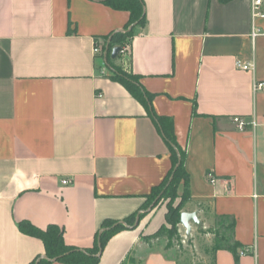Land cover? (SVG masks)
Segmentation results:
<instances>
[{
	"label": "crops",
	"instance_id": "crops-1",
	"mask_svg": "<svg viewBox=\"0 0 264 264\" xmlns=\"http://www.w3.org/2000/svg\"><path fill=\"white\" fill-rule=\"evenodd\" d=\"M142 1L146 22L116 64L140 78L147 105L112 78L106 56L129 11L98 0H0V264L45 256L22 222L58 225L67 245L89 249L106 221L137 213L138 226L116 234L99 264H196L147 239L167 208L143 205L172 169L158 117L172 121L186 152L182 213L202 222L190 236L231 220L238 263L223 248L211 264H264V90L254 91L264 83V19L254 22L252 0Z\"/></svg>",
	"mask_w": 264,
	"mask_h": 264
},
{
	"label": "trees",
	"instance_id": "trees-1",
	"mask_svg": "<svg viewBox=\"0 0 264 264\" xmlns=\"http://www.w3.org/2000/svg\"><path fill=\"white\" fill-rule=\"evenodd\" d=\"M98 1H101L114 9L129 11L130 20L126 26V29L130 28L133 24L142 26L146 22L145 8L142 0ZM220 1L225 3L229 0ZM133 32L134 31L123 34H115L110 43V51H112L116 46H120L121 49H123L122 47L124 43L133 35ZM120 54L118 58L120 57ZM115 61L116 60L110 59V57L108 58L109 67L114 70L112 78L123 84L133 96H135L143 104L147 105V98L151 100V94L146 92L147 97L145 96L139 84L140 78L133 74L127 75L123 73L121 69L114 64ZM158 120L170 145L172 169L166 179L159 186L154 187L152 193L147 196V200L143 205V211H148L152 204L157 201L153 208L155 209L164 196L168 194V192L175 189L179 190L182 187L183 193L181 201L176 206L172 204L167 206L165 224H163L158 232L154 235L156 237H166L168 239H173L177 234L178 225L181 222L182 210L191 199L189 175L185 169L186 152L176 142L175 135L173 133L172 121L166 117H158ZM137 216L138 213L135 214V216L127 219L125 223L130 226L134 225ZM223 220L230 222L229 236L226 238L222 236L221 238H218L219 235L217 234L213 251L216 252L223 248L231 250L235 254L238 263V251L241 245L233 239L234 222L228 219ZM19 229L23 234L41 240L45 247V256L47 259L43 258V256H40L29 264H54L55 262L62 264H99L100 251H103L107 243L116 234L123 231L125 226L122 223L106 221L103 224L101 230L97 232L93 247L89 249H79L67 245L64 240V230L58 225L52 224L49 225L47 229L41 230L30 225L29 223L22 222L19 224Z\"/></svg>",
	"mask_w": 264,
	"mask_h": 264
},
{
	"label": "rangeland",
	"instance_id": "rangeland-1",
	"mask_svg": "<svg viewBox=\"0 0 264 264\" xmlns=\"http://www.w3.org/2000/svg\"><path fill=\"white\" fill-rule=\"evenodd\" d=\"M117 60L118 58L114 64L119 67L123 73L129 75V70H127L123 65L116 64ZM182 193V187L179 190L175 189L168 192V194L159 202L157 207L161 204H163L166 208L169 204L176 206L181 201ZM155 203H153L149 209H153ZM229 228L230 222L219 219L214 227L208 229H197L195 236H188L186 229L179 224L177 234L173 239L156 236H152L147 239H154L158 243L157 247H164L168 256L174 259H185L193 261L196 264H211L214 252L213 247L217 239V234L219 235L218 238H221V236L226 238L229 236Z\"/></svg>",
	"mask_w": 264,
	"mask_h": 264
},
{
	"label": "built area",
	"instance_id": "built-area-1",
	"mask_svg": "<svg viewBox=\"0 0 264 264\" xmlns=\"http://www.w3.org/2000/svg\"><path fill=\"white\" fill-rule=\"evenodd\" d=\"M264 1L263 0H252L251 2V13H252V18L255 21H257L258 19H264ZM257 35V33H253V38H255ZM95 54H99L101 53V49L99 48L98 44L95 46V50H94ZM121 54L124 53V48L121 49ZM236 67L239 70H243V71H251L253 70V65L248 63V64H243L240 61L236 62ZM264 90V83L260 82V83H256L254 85V91L255 92H259V91H263ZM234 123L237 125L238 129L241 131H245L247 129V127L249 126V123L241 117H235L234 118ZM250 125H252L253 127H256V123L252 122L250 123ZM207 178L211 181L214 182V175L210 172L207 174ZM63 185H67L69 184L68 180H64L62 182ZM246 253H248L247 250H243L240 252V255L243 256Z\"/></svg>",
	"mask_w": 264,
	"mask_h": 264
},
{
	"label": "water",
	"instance_id": "water-1",
	"mask_svg": "<svg viewBox=\"0 0 264 264\" xmlns=\"http://www.w3.org/2000/svg\"><path fill=\"white\" fill-rule=\"evenodd\" d=\"M135 26H137V24H133L130 28H128L124 32L125 33L131 32L134 29ZM111 40H112V37L109 38V40H108L107 50H106V56H108V52L110 50ZM120 52H121V47H115L111 51V59L112 60H116L118 58ZM151 210H152V208L149 209L148 211H151ZM139 222H140V216L137 217L136 223H135L134 226H130V225H128L125 222H123L122 224L125 227H127V228L133 229L134 227H137L138 226ZM192 223H194L198 227H202V222L200 221V219L198 217V213L197 212H193V213L184 212V213H182L180 224L186 229V233H187L188 236L191 234V231H192V225H191ZM102 252L103 251L101 250L100 251V254H99V257L101 256ZM43 258L47 259L46 256H43Z\"/></svg>",
	"mask_w": 264,
	"mask_h": 264
}]
</instances>
